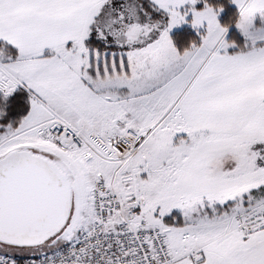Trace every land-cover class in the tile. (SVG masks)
<instances>
[{
    "label": "snow or ice",
    "instance_id": "6c2138e0",
    "mask_svg": "<svg viewBox=\"0 0 264 264\" xmlns=\"http://www.w3.org/2000/svg\"><path fill=\"white\" fill-rule=\"evenodd\" d=\"M0 264H264V0H0Z\"/></svg>",
    "mask_w": 264,
    "mask_h": 264
}]
</instances>
